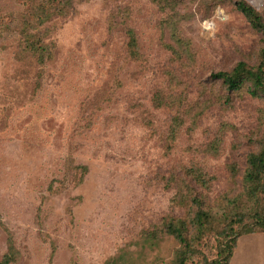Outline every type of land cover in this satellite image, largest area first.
<instances>
[{
    "label": "rangeland",
    "instance_id": "1",
    "mask_svg": "<svg viewBox=\"0 0 264 264\" xmlns=\"http://www.w3.org/2000/svg\"><path fill=\"white\" fill-rule=\"evenodd\" d=\"M45 1L0 0V261L179 264L180 219L183 264H264V94L211 77L259 63L238 0Z\"/></svg>",
    "mask_w": 264,
    "mask_h": 264
},
{
    "label": "trees",
    "instance_id": "2",
    "mask_svg": "<svg viewBox=\"0 0 264 264\" xmlns=\"http://www.w3.org/2000/svg\"><path fill=\"white\" fill-rule=\"evenodd\" d=\"M50 2L54 3V0L45 1V3L48 4L47 9L51 8ZM67 3H71V0L58 1L57 7H54L53 9L61 12L63 8L66 7ZM236 7L244 14L250 25L261 34L262 48L260 51L259 63L255 67H247L244 62L240 61L232 69L212 73L211 77L215 80H220L226 86V89L231 92L239 90L244 82L249 80L252 82L253 87V89L250 90L251 94L255 96L261 95L262 93L264 94V18L252 6L243 0H238L236 2ZM130 39L132 41L133 37L131 36ZM28 46L32 51L38 49L36 48L38 47V44L34 45L33 42L29 43ZM246 180L252 192L253 189L258 190L261 187L262 181H264V149L259 153L249 156V171L246 174ZM206 218L208 219L205 212L198 211L196 213L192 229L196 231L197 238L204 228V219ZM167 230L169 234L173 235L180 243L181 250L178 255V262L179 264H183L195 254L193 239H189V235L191 234L190 229L186 226L183 220L178 219L170 221L167 224ZM253 230L254 229H250L247 232H253ZM241 235L243 234H233L231 236V243L226 245V249L222 250L221 257L212 260L210 264H229L232 251L236 245V239ZM6 262L7 259L2 257L0 263L5 264Z\"/></svg>",
    "mask_w": 264,
    "mask_h": 264
},
{
    "label": "crops",
    "instance_id": "3",
    "mask_svg": "<svg viewBox=\"0 0 264 264\" xmlns=\"http://www.w3.org/2000/svg\"><path fill=\"white\" fill-rule=\"evenodd\" d=\"M262 236H264V233H262Z\"/></svg>",
    "mask_w": 264,
    "mask_h": 264
}]
</instances>
